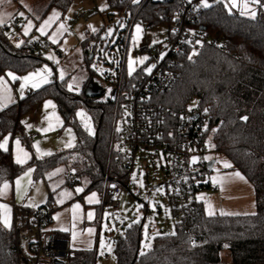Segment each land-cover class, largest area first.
Here are the masks:
<instances>
[{"label":"trees","instance_id":"obj_1","mask_svg":"<svg viewBox=\"0 0 264 264\" xmlns=\"http://www.w3.org/2000/svg\"><path fill=\"white\" fill-rule=\"evenodd\" d=\"M107 2L109 7L129 16L125 37L138 20L156 25L169 24L172 19V10L166 3ZM72 3L73 0H50L43 15L52 7L64 14ZM199 23L220 46L204 45L193 61L185 53L169 56L175 79L156 94V102L169 108L173 115L193 100L199 109H207L215 152L225 156L252 185L256 213L207 216L201 207V214L192 225L175 224L174 234L154 237L143 254L142 220L131 223L113 240L115 264H227L221 260L222 251L229 253L231 264H264V0L256 4L254 18L230 13L221 1L204 9ZM7 28L0 24V76L8 71L22 75L34 70L42 62L39 49L45 43L26 40L15 46L6 34ZM85 53L88 56L90 52ZM84 63L88 67L89 59L85 58ZM45 99L55 101L65 124L73 127L77 143L71 149L37 157L25 141L21 118ZM79 107L91 115L92 135L86 134L74 119ZM113 116L112 103L87 97L83 91L70 92L64 82H51L27 92L0 110V140L7 135L18 136L30 158L24 164H16L10 150L0 149V184L32 168L33 181H44L48 189L46 204L39 207L51 206L56 190L48 188L46 174L64 164L74 171V182L66 178L68 184L75 185L79 177L86 176L90 183L85 190H96L101 195L105 175L121 171V154L113 146ZM29 210L32 209H21L19 214ZM58 236L67 238L66 234ZM13 246L12 229L0 223V264H16V257L10 252ZM95 259L94 250H68L65 261L50 259L43 264H95Z\"/></svg>","mask_w":264,"mask_h":264},{"label":"rangeland","instance_id":"obj_2","mask_svg":"<svg viewBox=\"0 0 264 264\" xmlns=\"http://www.w3.org/2000/svg\"><path fill=\"white\" fill-rule=\"evenodd\" d=\"M221 1L224 6L228 3V0ZM49 2L50 0H0V19L5 21L3 24L8 27L6 34L15 46L22 44L26 40L45 43V46L39 49L42 62L34 70L22 75H16L10 71L6 72V75L12 73L15 77H20V80L29 89H38L44 84L55 81L64 82L65 88L70 92L78 94L83 91L89 95H97L94 98L98 101H106L110 87L107 85L105 75L112 62H116L122 56L124 57L125 69L128 75L130 60L136 61L131 75H134L138 71L149 73L146 69H153V55L140 51L141 48L145 47V39H149V44L160 46V50H162L161 56L166 52V50H163V47L166 45V35L169 27L167 23L151 25L147 31H143V24L138 20L131 25L128 38H126L124 29L128 26L127 20L129 16L118 12L113 7H109L107 0H73L72 5L64 14L59 9L52 7L43 15ZM237 3L241 7L231 8V11L227 8V10L233 14L253 18L250 11H255L256 13V4L252 3V0H248L250 11L244 15L241 14L243 0H237ZM102 6L104 7L103 11H101ZM79 7L83 9L84 19L76 18V9ZM54 11L60 14L59 19L46 29V35H42L38 31V28ZM19 13H23L24 15L20 16ZM28 20H31L34 26L25 35L23 26ZM61 23L66 25L67 31L57 34ZM89 25L95 27L97 31H92ZM137 25L141 27L142 31L139 34V38L134 40V37L137 36ZM109 29L112 30L111 34H109ZM94 35H98V37L96 39L91 38ZM15 36H20L21 42L15 43L13 41ZM53 38L57 41L56 43H53ZM84 52L90 53L86 56ZM91 54L92 58H90ZM143 57H147L148 59L140 63L139 61ZM85 58L89 59L88 67L84 63ZM44 69H48L44 73L48 80L47 83L41 84L38 88L33 87V82L39 80V77H34L33 81L25 83V77L41 72ZM69 85H73V87L70 89ZM49 101L51 102L50 109L45 107ZM42 102L41 109L37 110L38 114L36 113L37 111L35 112L36 109L34 110L37 117L36 120L31 118L33 112L21 118L24 126V135H26L25 141L29 144L32 153L37 157H44L61 150L73 148L77 143L73 127L65 124L53 99H45ZM195 105L196 102L194 100L188 104L189 107ZM78 113H83L84 115L81 116ZM74 119L86 134H93V121L86 109L79 107L74 113ZM24 122L31 125V127H26ZM38 127L41 129L39 130ZM44 129H47V131H44ZM33 131L39 135L35 142L29 140V136ZM5 137L8 138L7 150H14V154H12L13 160L17 159L18 154L23 155V152H20V149L14 144L19 137L11 138L9 135ZM5 137L0 142H3ZM69 144L73 146L69 147ZM37 145L39 151L36 147ZM24 148V150H27L26 146ZM205 158L206 161H214L212 168L207 173V178L216 190L207 191L199 197L203 203L204 213L207 216L222 215L221 212L231 213L227 215L255 214L253 187L244 175L234 170L232 166L225 168L224 162L226 161L230 164V161L219 153L210 152ZM68 167V165L63 164L47 172L46 180L48 188L54 190L56 187L61 186L60 189H63L64 195L67 193L74 197L83 195V205L87 203L92 204L88 202V198L95 193V200L100 202L101 196L98 191L91 190L84 193L85 188L90 183V180L86 176L79 177V182L75 183V185L67 183L66 174L69 171ZM76 169L80 170L79 167H76ZM29 170L31 169H27L12 180H5L0 184V188H2L5 182L9 186L6 194L0 195V205H6L7 209L10 210L7 215L11 227L6 228L3 224L6 210L0 208V223L8 230L12 229L13 223L12 198H14L13 201L17 207L37 208L40 205L46 204V185L42 180L33 181L32 171L29 172ZM234 173H239L244 179L236 178L233 175ZM220 178H223V180L221 181ZM18 180L20 181L19 184H17ZM131 180L132 183L129 190H124L117 194L120 204L118 212L113 213L108 208H101L98 235L99 251L96 259L98 261L104 259L103 255H101L102 242H104V244H111L110 252L106 247L104 250L111 258L110 263H114L115 255L112 242L131 223L142 220L141 253H145L151 247L154 237L175 232L172 212L166 198H163L161 195L163 187L159 186L155 190L152 189L158 183L163 182V175L158 163L153 166L150 161L146 163L138 159ZM141 183L143 186H141ZM78 189H82V191H78ZM249 190L250 192H248ZM209 204L212 206L213 215L208 214ZM56 209L54 208V212H56ZM145 244H150V247H145ZM220 257L222 262L231 264V257L227 251H222ZM42 260L44 263L51 261L47 258H43ZM65 260L66 258H61V261Z\"/></svg>","mask_w":264,"mask_h":264},{"label":"built area","instance_id":"obj_3","mask_svg":"<svg viewBox=\"0 0 264 264\" xmlns=\"http://www.w3.org/2000/svg\"><path fill=\"white\" fill-rule=\"evenodd\" d=\"M151 1L166 3L172 10L163 47L165 54L161 56L160 46L149 44L147 38L140 51L153 55L154 67L150 73L138 71L128 75L121 56L109 65L105 75L110 87L106 100L114 106L112 139L114 148L121 154V171L105 175L101 204L113 213L118 212L117 194L129 190L137 160L150 161L153 166L158 163L163 182L152 189L163 187L161 195L168 202L173 222L188 227L201 214L203 203L199 197L216 190L207 178L210 161L205 158L210 152H215V147L208 146L214 145L209 117L196 105L187 106L173 115L169 108L156 102V94L168 88L175 79L169 68V56L185 53L193 61L204 45L220 46V42L200 27V16L205 9L201 0H139L138 3ZM207 3L219 2L207 0ZM76 18H85L81 7L76 9ZM142 24L143 31L151 26L146 22ZM13 41L21 42V37L15 36ZM36 137L37 134L31 136L32 139ZM67 178L74 182L73 170L67 173ZM11 208L14 246L10 252L15 255L16 264H43V258H67V242L49 229L53 207L35 208L24 211L22 215L14 202H11Z\"/></svg>","mask_w":264,"mask_h":264},{"label":"crops","instance_id":"obj_4","mask_svg":"<svg viewBox=\"0 0 264 264\" xmlns=\"http://www.w3.org/2000/svg\"><path fill=\"white\" fill-rule=\"evenodd\" d=\"M0 78H3L4 86L0 87V110L3 108L15 103L19 98L23 97L27 92L34 91L35 89H29L23 82L20 80V77H16V79H12L8 75L3 74L0 76ZM12 81V82H11ZM4 88L7 89V91H4ZM38 88V87H37ZM10 97V99H9ZM48 101V100H47ZM44 103V102H42ZM42 103H40L35 109V112L38 109H41ZM6 105V106H3ZM50 109V105L48 106ZM33 116L31 117L33 120H36L35 112L34 110ZM38 114V111L36 112ZM54 116V114H53ZM39 117V116H38ZM38 121V119H37ZM40 130L41 128L38 127ZM33 134H36L34 131L31 132L29 136V140L35 142L38 138V134L36 138H31ZM16 145V142H14ZM17 146V145H16ZM19 149L23 150V153H27L28 157L24 163H26L30 158V152L29 150H24V145L22 142H20ZM11 151V157L12 154H14V150ZM22 153V154H23ZM23 155H21L22 157ZM12 161L16 164H24V163H17L16 159ZM31 171L32 168H30ZM68 173V172H67ZM67 175V174H66ZM67 178V176H66ZM68 179V178H67ZM33 180V178H32ZM61 187V186H60ZM60 187H56L54 190L55 192V198L54 203L51 205L53 208H57L56 212H53L51 222L49 224V229L60 234H66V242H67V249L70 251H80V250H94L96 253V259L98 257V251H99V243H98V235H99V229H100V219H101V200L98 203H92V204H84L82 202L83 195L74 197L71 194L65 193L62 191L63 189H60ZM47 188V187H46ZM52 190V191H54ZM91 191V190H90ZM253 196H254V190H252ZM89 191H84V193ZM250 192V190L248 191ZM83 193V194H84ZM47 195H48V189H47ZM14 198H12V202ZM79 205V208L76 209L75 206ZM42 206V205H40ZM254 206H255V200H254ZM39 207V206H38ZM37 207V208H38ZM20 209H35L31 207H24L20 206ZM203 208V206H202ZM256 208V207H255ZM204 211V208H203ZM251 212V211H249ZM253 212V211H252ZM89 213L92 214V218L89 219ZM82 221V222H81ZM67 228L68 231H62L61 229ZM89 229H92L93 231L91 234L89 233ZM73 232L76 233V239L73 240ZM113 246V242H112ZM103 260H96L95 264H111V258L109 254L106 253V251L103 249ZM115 264V261L114 263Z\"/></svg>","mask_w":264,"mask_h":264},{"label":"snow or ice","instance_id":"obj_5","mask_svg":"<svg viewBox=\"0 0 264 264\" xmlns=\"http://www.w3.org/2000/svg\"><path fill=\"white\" fill-rule=\"evenodd\" d=\"M133 2H134V3H138L139 0H133ZM217 2H220V0H217ZM260 2H261V0H252V3H254V4H260ZM201 5H202L203 7H205V8L210 6V5L207 3V0H201ZM225 7L228 8L229 11H231V8L241 7V5H238L237 0H228V3L225 4ZM103 10H104V7L102 6V7H101V11H103ZM249 11H250V9H249V3H248V0H243L241 14H242V15H244V14H248ZM250 14H251V16H252L253 18H254L255 15H256L255 11H250ZM19 15H20V16H23L24 14H23V13H19ZM59 16H60V14H59L58 12H55V11H54L53 14H52L48 19H46V20L43 21V23L39 26L38 31H39L42 35H46V34H47V33H46V29L49 28V27L52 25V23H54L56 20H58V19H59ZM37 19H39V17H37ZM3 23H5V21H4L3 19H0V24H3ZM33 26H34V25H33L32 21H31V20H28L27 23L23 26L24 34L27 35L28 32L31 30V28H32ZM89 28H90L92 31H94V32L97 31V29H96L95 27H93L92 25H89ZM65 31H67V27H66V25H65L64 23H61V24L59 25V31H58L57 34H60V33L65 32ZM111 31H112V30L109 29V34H111ZM141 31H142L141 27H140L139 25H137V26H136V33H137V36L134 37V40L139 38V34L141 33ZM81 38L83 39V37H81ZM56 42H57V41L53 38V43H56ZM17 46H19V44H18ZM49 59H51V57H49ZM147 59H148L147 57H143V58L140 59L139 62H140V63H143L144 60H147ZM189 59H191V57H189ZM135 63H136V61H134V60H130V61H129V75H131L132 72L134 71L133 65H134ZM153 67H154V65H153ZM47 71H48V69H44V70H42L41 72H37V73H34V74H32V75H30V76H28V77H25V78H24L25 83L27 84L29 81H33V80H34V77H39L40 79H39V80H35V81L33 82V84H32L33 87H39L41 84H43V83H47L48 80H47V78H46L45 75H44V73L47 72ZM146 71H148V72L150 73V72H151V68H147ZM7 75H8L9 77H11L12 79H16V77H15L12 73H8ZM3 86H4L3 78H0V87H3ZM72 87H73V85H69V88H70V89H71ZM4 91L6 92L7 89L4 88ZM9 99H10V97H9ZM50 104H51L50 101L47 102L46 105H45V107H48ZM3 106H6V105H3ZM53 107H54V106H53ZM189 110L191 111V108H190ZM205 111L207 112V109H205ZM78 115L83 116L84 114H83V113H78ZM46 119H47V117H46ZM243 119H244V120H247V117H243ZM24 123L26 124V122H24ZM26 127L30 128L31 125L26 124ZM50 127H51V125H50ZM44 131H47V129H44ZM214 131H215V130H214ZM7 143H8V138L5 137L4 141H3V142H0V149H4V150L6 151V150H7V147H6ZM16 145H17V147H18V149H19V145H20V141H19V139L16 140ZM68 146L71 147V146H73V145H72V144H69ZM208 146H209V147H214V145H211V144H209ZM36 147H37V149H38V145H37ZM22 151H23V150L21 149L20 152H22ZM38 151H39V149H38ZM49 154H50V153H49ZM27 157H28V154H27V153H23V156H22V157H21L20 154H18V155H17L16 162H17V163H24V162L26 161ZM194 162H195V158H193V163H194ZM224 167H225V168H228V167H231V165H230L228 162L225 161V162H224ZM58 171H60V170H58ZM29 172H31V170H29ZM26 175H28V174L26 173ZM233 175H234L236 178H239V179H241V180L244 179L239 173H234ZM220 179H221V181L223 180V178H220ZM19 183H20V181L18 180V181H17V184H19ZM141 186H143L142 183H141ZM8 187H9L8 184L5 182V183L3 184V186H2V188H0V195H4V194H6V190H7ZM78 191H82V189H78ZM95 197H96V194L93 193V194L91 195V197L88 198V202H89V203H93V202H97V203H98L99 201H98V200H95ZM18 198H22V197H18ZM29 206H35V205H29ZM0 208H4V209L6 210L5 215H4V218H3V224H4V227H6V228L11 227L9 217H8V215H7V213L10 212V210L7 209V206H6V205H0ZM75 208L78 209V208H79V205H76ZM208 208H209L208 214H209V215H213L214 213H213V211H212V206H211V204H209ZM221 214H222V215H227V214H231V213H224V212H221ZM91 218H92V214L89 213V219H91ZM61 230H62V231H68L67 228H64V229H61ZM88 231H89V233L91 234V232H92L93 230H92V229H89ZM172 234H174V233H172ZM75 239H76V233L73 232V240L75 241ZM146 239H147V236H146ZM105 247L107 248V250H108L109 252L111 251V244H104V242H102L101 255L104 254L103 249H104ZM145 247H150V244H145ZM142 254H143V253H142Z\"/></svg>","mask_w":264,"mask_h":264},{"label":"water","instance_id":"obj_6","mask_svg":"<svg viewBox=\"0 0 264 264\" xmlns=\"http://www.w3.org/2000/svg\"><path fill=\"white\" fill-rule=\"evenodd\" d=\"M90 58H92V54L90 55ZM84 94H85L87 97H97V95H89V94H87V92H84ZM213 164H214V161L212 160V161H210V162L208 163V167L211 169L212 166H213ZM154 188H156V186H154Z\"/></svg>","mask_w":264,"mask_h":264}]
</instances>
